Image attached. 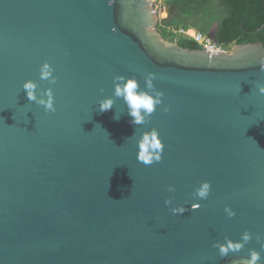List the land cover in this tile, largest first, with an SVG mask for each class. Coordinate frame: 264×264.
I'll use <instances>...</instances> for the list:
<instances>
[{
  "label": "water",
  "instance_id": "1",
  "mask_svg": "<svg viewBox=\"0 0 264 264\" xmlns=\"http://www.w3.org/2000/svg\"><path fill=\"white\" fill-rule=\"evenodd\" d=\"M160 20L150 0H0V264H241L250 250L264 264V45L191 50ZM149 73L163 103L136 127L113 80L147 91ZM28 80L38 98L52 88L54 113L28 101ZM152 129L164 150L146 166L138 140ZM245 231L221 258L213 244Z\"/></svg>",
  "mask_w": 264,
  "mask_h": 264
},
{
  "label": "clouds",
  "instance_id": "2",
  "mask_svg": "<svg viewBox=\"0 0 264 264\" xmlns=\"http://www.w3.org/2000/svg\"><path fill=\"white\" fill-rule=\"evenodd\" d=\"M185 29L202 33L194 28ZM207 36H210L214 41L217 42L213 35L209 34ZM201 49L204 48L201 47ZM231 50H227V52ZM53 73L54 69L52 68V66L48 62H45L39 69V78L40 80L48 81L50 85H55L57 80ZM154 78L155 77L153 73H149L147 75V77L145 78V88L147 89V91H145L140 89L139 82L134 78H125L123 76L114 77L113 94L116 98H122L126 103L128 108V115L132 117L130 123L136 127L148 123V118L156 111L157 107L162 105L163 103V93L160 91H155L153 84ZM22 87L26 93L28 101L42 106L45 112L54 113L56 111L55 98L51 87L42 92L39 98L37 96L38 85L36 82L28 80L23 83ZM258 92L259 94L264 95V86L258 87ZM113 105L114 100L112 98H105L99 101V111L106 112L108 110H111L113 108ZM163 110L165 112L169 111L167 107H165ZM114 119L118 120L119 116L115 115ZM163 150L164 144L162 143L161 139L159 138V134L155 129L144 132L138 140V153L136 157L137 161L143 163L146 166L152 165L154 163H159L162 160ZM167 190L168 192L175 191L172 186H169ZM210 191L211 184L209 182H203L198 188L195 189L193 196L198 200H206L210 195ZM164 204L165 206L171 205L172 198L166 199L164 201ZM200 206L201 205L199 203L192 205L193 208H199ZM186 210L187 209L184 206L172 207L170 209L173 215H183ZM224 212L229 218H233L235 216V212L230 207L226 206L224 208ZM251 239V234L248 231H245L242 234L240 242H233L232 240L225 238L224 243H215L213 244V247L218 249L219 256L221 258H225L229 255L230 252L235 253L242 250L244 248V245L247 244ZM256 239L257 242L261 241L260 236H257ZM260 246L261 249L264 250V243H261ZM260 261V253L256 250H250L249 258L243 260L241 264H259Z\"/></svg>",
  "mask_w": 264,
  "mask_h": 264
},
{
  "label": "trees",
  "instance_id": "3",
  "mask_svg": "<svg viewBox=\"0 0 264 264\" xmlns=\"http://www.w3.org/2000/svg\"><path fill=\"white\" fill-rule=\"evenodd\" d=\"M170 16L160 20L158 25L162 35L175 41L177 35L174 29L194 28L205 35L211 33V28L218 24L215 39L227 50L233 45L257 44L264 45V29L258 34H247L242 29L243 21L250 15L264 8L261 0H175L171 4ZM193 20L194 23H189ZM264 25V10L245 23V29L255 31ZM178 43L191 50L201 49L193 40L180 39Z\"/></svg>",
  "mask_w": 264,
  "mask_h": 264
},
{
  "label": "built area",
  "instance_id": "4",
  "mask_svg": "<svg viewBox=\"0 0 264 264\" xmlns=\"http://www.w3.org/2000/svg\"><path fill=\"white\" fill-rule=\"evenodd\" d=\"M154 5V0H150ZM156 8V7H155ZM157 12V9H156ZM174 34L177 35L175 42H178L180 39L184 38L187 40H193L197 44H199L202 48L210 53H223L227 52V49L214 41L210 36L204 35L199 32H195L189 29L181 28V29H174Z\"/></svg>",
  "mask_w": 264,
  "mask_h": 264
},
{
  "label": "rangeland",
  "instance_id": "5",
  "mask_svg": "<svg viewBox=\"0 0 264 264\" xmlns=\"http://www.w3.org/2000/svg\"><path fill=\"white\" fill-rule=\"evenodd\" d=\"M168 5L165 3V0H154V6L156 7L157 12H158L161 20L167 19L170 16L168 8H167ZM188 22L189 23H194L193 20H189ZM215 25H218V24H215ZM215 25L211 28V30H209V31H211V33H210L211 35H213L212 33H215L214 32V30L216 28ZM233 47H234V45H233Z\"/></svg>",
  "mask_w": 264,
  "mask_h": 264
},
{
  "label": "flooded vegetation",
  "instance_id": "6",
  "mask_svg": "<svg viewBox=\"0 0 264 264\" xmlns=\"http://www.w3.org/2000/svg\"><path fill=\"white\" fill-rule=\"evenodd\" d=\"M174 1H175V0H174ZM172 2H173V1H172ZM172 2L168 3L169 5L167 4V5H168L167 8H168V11H169V12H170V10H171V5H170V4H171ZM215 27H216L215 30H214L215 33H212L214 37H215V34L217 33L218 25H215ZM212 32H213V31H212Z\"/></svg>",
  "mask_w": 264,
  "mask_h": 264
}]
</instances>
